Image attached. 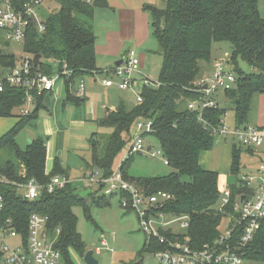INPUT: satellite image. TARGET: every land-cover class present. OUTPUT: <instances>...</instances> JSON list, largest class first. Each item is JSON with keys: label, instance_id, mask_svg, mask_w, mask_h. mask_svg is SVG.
I'll use <instances>...</instances> for the list:
<instances>
[{"label": "trees", "instance_id": "16d2710c", "mask_svg": "<svg viewBox=\"0 0 264 264\" xmlns=\"http://www.w3.org/2000/svg\"><path fill=\"white\" fill-rule=\"evenodd\" d=\"M30 0H13L14 7L23 11ZM46 1V0H45ZM59 10L43 21L45 30L40 32L35 21H31L23 52L28 56L41 55L36 71L53 76L58 74L65 85L64 106L81 107L86 100L75 94L77 80L98 71L96 63V35L94 15L96 10L108 6L107 0H54ZM260 0H164V6L145 5L152 20L153 37L162 57L159 81L153 87H144L143 102L127 109L122 102L116 111L98 121L100 128L111 132L94 134L89 141V159H82L88 171L98 170L104 178L110 177L113 164L122 151L124 135L140 120L153 122L154 136L161 147L164 158L173 173L162 177L133 178L128 175L134 157L121 163L124 178L136 186L144 195L163 192L171 199L153 207L150 213L187 217L188 228L183 234L171 230H160V234L172 241L188 240L194 250L212 245L221 233L222 222L233 213L239 195L248 192L240 181L231 185V203L222 213L219 173L205 170L201 156L210 152L218 141L215 130L224 125L227 109L218 101L216 109H189L192 102H202L198 83L214 71L211 59L213 44L230 43L232 52L226 62L237 77V87L223 93L235 115L236 129L245 128L251 101L254 95L264 94V18L259 11ZM7 46V45H5ZM13 53L0 48V67H15L19 61ZM243 61L251 68L245 73L239 67ZM217 62V61H216ZM68 72V74H65ZM47 93L35 94V107L31 114L19 116L17 123L0 138V175L7 184L0 185L5 198L3 218L12 220L13 228L23 237L26 245L29 219L38 214L47 220V235L54 239L55 247L62 254L65 264H73L70 251L82 258L87 246L78 232L75 208H82L91 220L92 207L109 204L105 197L92 195L91 201L81 197L73 184L49 194L43 190L39 199L28 202L19 197V184L35 179L48 185L56 176L68 177V171L59 159L47 172V146L42 138L34 139L25 149L16 140L21 128L36 120L44 109ZM26 91L7 88L0 94V118H13L16 109H24ZM202 114L203 120L199 121ZM131 140V139H130ZM255 150L237 149L231 152V175L238 176L241 156ZM187 179L185 181L184 179ZM121 200H129L126 193L119 194ZM126 210H132L130 207ZM153 213V214H154ZM167 247L153 238L146 241L142 253L157 252ZM246 263L264 264V220L255 241L245 251ZM0 264L3 254L0 251Z\"/></svg>", "mask_w": 264, "mask_h": 264}, {"label": "built area", "instance_id": "2783aa9c", "mask_svg": "<svg viewBox=\"0 0 264 264\" xmlns=\"http://www.w3.org/2000/svg\"><path fill=\"white\" fill-rule=\"evenodd\" d=\"M45 0H30L24 6L23 11L14 7L13 0H0V43L5 45L20 44L23 46L31 21H35L40 32L45 30L43 22L36 15ZM34 57H21L15 67H0V94L7 88L21 89L26 91L25 106L22 116L32 113L35 107V94L54 92L59 80L58 74L53 76L44 75L36 71L33 62ZM140 59L134 50H130L123 60L121 66L115 68L112 73L107 74L103 80L105 87H116L120 91H128L136 88L134 75L140 72ZM68 74V72H65ZM63 82V81H62ZM150 80L143 79L142 87L138 91L136 101L143 102L142 91L144 87H153ZM199 92L204 96L202 102H192L189 105L191 110H199L200 113L206 109H216L218 101L216 96L219 93L231 91L237 87V77L230 70L229 65L224 61H217L214 64V71L210 76L205 77L198 83ZM85 85L79 84L75 94L83 96ZM202 114L199 121H202ZM154 132L153 122L140 120L135 124V133L129 142V149L124 161L136 155L147 154L152 158L162 156L164 164L168 161L164 158L162 151H154L146 144V136ZM217 140L229 138L238 139L239 143L248 149L257 150L264 145V131L245 127L230 132L224 125L215 130ZM123 161V162H124ZM88 188L96 191H103L104 196L126 193L129 200H122L123 208L135 210L141 220L147 241L155 238L167 248L153 252L158 264H246L245 251L255 241L264 220V162L260 164L255 173L246 174L240 180V186L248 192L239 195L234 203L233 213L228 214L229 224L212 245H207L201 250L192 249L187 243L172 241L160 234V230L154 229L149 223L148 207H156L171 199L166 193L159 192L152 196L144 195L135 185L128 182L122 171L117 169L113 174L104 178L98 170L87 171L79 179ZM7 184L5 177L0 175V185ZM73 184L71 179L65 176H56L46 185H41L37 180L32 179L26 184H19L17 189L22 199L34 202L41 196L43 190L49 194L64 189L67 185ZM231 190L225 189L221 197V210L227 208L231 203ZM147 204V206H145ZM5 198L0 192V243L4 264H61L62 254L55 247L57 236L51 239L47 235V220L45 217L33 214L29 219L27 243L24 245L23 237L15 228L12 220H5ZM175 218L181 223L184 230L188 228L187 217ZM10 240H17V244L11 245ZM102 246L107 248L104 240ZM102 248H97L96 253L100 254Z\"/></svg>", "mask_w": 264, "mask_h": 264}, {"label": "rangeland", "instance_id": "374dc122", "mask_svg": "<svg viewBox=\"0 0 264 264\" xmlns=\"http://www.w3.org/2000/svg\"><path fill=\"white\" fill-rule=\"evenodd\" d=\"M161 5V3H160ZM164 6V3L161 5ZM259 11L264 18V0L259 1ZM59 10V4L54 0H46L45 3L36 11V15L39 20L42 22L47 18L51 13L57 12ZM0 48L6 49L9 53L15 54L17 57H26L23 52L22 45L20 44H11L5 46V43H0ZM232 52V44L230 43H220L213 44L211 51L212 62L224 61L227 62ZM162 67V57L159 54L153 55L148 63V72L146 76L151 81L153 85L157 84L159 81V75ZM239 67L245 73H251L252 70L249 68L246 63L239 61ZM230 70L233 71L232 67ZM62 81L59 80L57 87L61 86L62 95L60 96L55 93L50 97V101L46 102L44 99V109L43 111H49L50 113L54 112V108L57 106L58 112L56 118L61 121L64 120L66 113L63 108V98L65 96V87L62 85ZM80 80L76 81L74 86L75 91L78 90ZM86 90L84 94H89L88 98L89 103H93V107L96 105L99 106V113H103L102 106L107 101V95L102 88L94 89L90 80L85 81ZM141 87L134 88L127 91L126 93H119L116 90L112 89L111 93L108 95V99L116 104L119 102L120 97L128 98L126 103L128 108L137 106L136 96ZM60 96V97H59ZM82 96V97H83ZM81 97V98H82ZM221 107L226 108L227 114L224 117V127L230 132L236 131L235 126V115L232 111L231 105L226 102V100L221 99ZM116 106V105H115ZM109 108V107H107ZM23 109H16L13 113V118H0V138L9 131L16 123L19 116L22 115ZM88 108H80L76 112L75 119L78 120L75 122H84L85 116L90 118V114H86ZM68 115V113H67ZM41 117H38L36 120L24 125L19 134L16 137L18 145L25 149L28 146V142L33 140V136L38 133V129L41 124ZM63 124V122H62ZM245 127H253L264 131V94H256L253 96L251 101V107L247 118V123ZM103 133H110L108 129H104ZM82 133V132H77ZM135 133V127H133L130 133L124 135V147L122 151L117 155L114 164L113 170L116 171L121 166V163L126 158L127 151L129 149V142L132 135ZM101 134V133H97ZM78 138L79 141H82L81 144L84 146L90 141L89 138L84 139L82 137ZM40 138V137H39ZM47 140V138H46ZM45 140V141H46ZM61 142L59 146H61ZM80 144V143H79ZM147 146H151L154 151H162L158 140L152 136H146ZM233 146H236L237 149L249 150L248 148L243 147L239 140L229 138L227 142L224 140H218L215 142L214 148L210 152H206L201 156V166L205 170L214 171L219 173L220 176V189L223 192L225 189L229 188L231 185H235L242 177L246 174L255 173L260 164L264 162V145L255 150L254 153L244 152L241 156V170L238 176L231 175V152ZM62 152L61 148L58 150V154ZM66 155V153H65ZM61 158V157H60ZM84 158V157H83ZM82 158H78L76 153L72 150L70 155V163L77 161ZM62 163V162H61ZM82 164L83 161H82ZM85 172L88 170L84 166ZM173 173V170L164 164V159L160 155L157 158H152L147 154L136 155L131 161L130 168L128 170V175L135 178H149V177H162L167 176ZM187 181V179H184ZM75 187L77 188V193L91 201L92 195L95 194L97 197H105L103 191H96L94 188H88L81 182H76ZM144 194V193H143ZM109 200V204L102 205L100 207H92L91 210V220L88 219L82 208H75L74 213L78 218V232L82 235V238L87 246L88 251L94 252V258L98 261L99 264H158L155 256L151 252L142 253L143 246L147 241V235L144 233L141 225V220L138 213L135 210H126L122 207V200L119 194L113 196H106ZM147 206V204L145 205ZM218 208H221V202L218 204ZM155 210L151 207H148V220L152 227L156 230H171L175 234H183L185 230L182 228L181 223L177 222L175 218L170 215H163L158 213H150L149 211ZM222 213L227 215L225 210H222ZM229 218H225L222 222L221 231H224L228 224ZM106 241L108 246L104 248L102 246V241ZM17 240H10L11 245H15ZM97 248H102L100 254L96 253ZM1 251V243H0ZM70 259L73 264H86L83 258L74 251L69 253ZM64 263V259L61 262ZM246 264H255V263H246Z\"/></svg>", "mask_w": 264, "mask_h": 264}, {"label": "crops", "instance_id": "0c3cea01", "mask_svg": "<svg viewBox=\"0 0 264 264\" xmlns=\"http://www.w3.org/2000/svg\"><path fill=\"white\" fill-rule=\"evenodd\" d=\"M107 2L108 6L96 10L94 15L98 71L91 76L80 79V83L83 82L84 85L85 81L90 80L94 89L99 87L105 91L107 101L106 105L102 106L103 113H99L98 105L93 107V103H89L90 98H88L89 94L87 91L82 97L86 102L81 107L64 106V96L62 103L64 112L66 113L64 120L61 121L56 118L58 106L54 108L53 113L42 110L38 116L42 118L38 133L33 136V140L39 137L44 140L47 138V172L50 173L52 171L55 160L59 159L62 162L63 168L68 171V177L74 186L85 173V169H83L84 164H82L80 159L70 163L71 151L73 150L78 158L83 159L84 157V159L88 160L90 148L89 141L84 146L81 144L82 141H79L75 137L80 136L84 139H91L94 134L104 132V128L99 127L98 121L104 119L111 112L116 111L122 102L128 110L134 107L128 108L125 101L128 98L125 97H120L119 102H116V104L113 101L110 102L108 95L112 89L119 93H126L127 91H120L116 87H105L103 80L107 77V74L105 75L104 73H112L117 68L116 64L123 61L130 50H134L140 59L141 65L140 72L134 75V80L136 88L142 87V80L148 79L146 73L148 72L149 60L153 55L158 54V44L153 37L151 16L144 10V6L154 5L161 7L164 0H107ZM62 85L65 87L64 83ZM61 89V86H56L55 89L60 96L62 95ZM55 91L45 95L46 102L50 101V97H52ZM221 99H225L223 93L218 95L219 102ZM82 107L88 108L86 114H90V118L85 116L84 122H75L76 112ZM60 142L62 143L61 146H59ZM60 148L62 152L58 154ZM148 148L152 147L148 146Z\"/></svg>", "mask_w": 264, "mask_h": 264}, {"label": "water", "instance_id": "95a60500", "mask_svg": "<svg viewBox=\"0 0 264 264\" xmlns=\"http://www.w3.org/2000/svg\"><path fill=\"white\" fill-rule=\"evenodd\" d=\"M41 59H42L41 55L34 56L33 62L36 67L40 65ZM122 63L123 61H120L119 63L116 64V67L121 66ZM28 144H30V141L28 142ZM148 151H150V149H148ZM19 197L22 198V195H19ZM83 260L86 264H99L98 261L94 258L93 251H87L83 257Z\"/></svg>", "mask_w": 264, "mask_h": 264}]
</instances>
